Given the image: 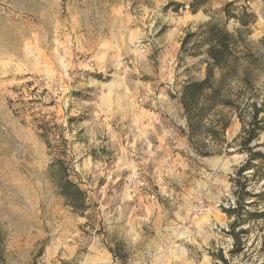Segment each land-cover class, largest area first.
I'll return each instance as SVG.
<instances>
[{
  "label": "rangeland",
  "instance_id": "1",
  "mask_svg": "<svg viewBox=\"0 0 264 264\" xmlns=\"http://www.w3.org/2000/svg\"><path fill=\"white\" fill-rule=\"evenodd\" d=\"M190 1L0 0V264H264V218L237 227L248 232L243 248L232 252L233 219L224 211L235 206L234 178L248 157L234 141L243 127L238 113L231 114L220 153L198 154L188 137L182 146L187 135L175 129L144 171L114 169L109 155L102 180L79 184L68 134L84 120L100 80L144 67L163 86L173 77L164 67L181 62L187 72L172 84L182 76L202 79V58L181 50L186 33L210 15L228 31L240 26L221 11L233 0H210L195 13ZM234 1L231 13H250L248 41L258 56L254 92L264 106V0ZM249 118L246 113L245 123ZM251 146L264 154V130ZM60 160L87 191L84 211L59 194ZM256 162L243 177L264 171ZM136 171L145 188L132 181ZM248 190H264V179ZM251 201L264 211V198L251 195Z\"/></svg>",
  "mask_w": 264,
  "mask_h": 264
},
{
  "label": "trees",
  "instance_id": "2",
  "mask_svg": "<svg viewBox=\"0 0 264 264\" xmlns=\"http://www.w3.org/2000/svg\"><path fill=\"white\" fill-rule=\"evenodd\" d=\"M209 1L191 0L189 6L195 13ZM234 2L233 0L226 3L221 10L227 20L235 18L239 22L240 26L234 32L228 31L210 15L209 21L200 24L195 31L187 32L182 39V52L194 57L204 55L206 70L202 79H188L179 95L187 118L188 129L185 135L198 154L210 156L222 152L225 132L231 125L233 112L238 113V117L243 122L242 130L234 141H239L240 150L245 151L248 157L238 169L237 177L234 178L235 206L224 208L227 215L233 219L230 224V234L234 238L232 252L243 248L245 244L243 234L248 232V229L237 231V227L264 218V211L251 208L255 206V201L248 202V197L251 195L264 198V190L258 193L248 190L253 180L260 182L264 179V171L258 169L251 176L245 174L243 177L246 170L258 166L256 161L260 160L264 164V154L255 151L251 146L260 131L264 130V117H260L264 106H258L257 95L254 92L258 76L256 73L258 56L248 41L251 31L248 29L250 21L246 17L250 13L246 10L241 14L231 13L230 7ZM246 113L250 116L247 123H245ZM208 138L214 141V145L207 141ZM56 170L59 194L73 208L86 210L87 191L70 178L64 161L58 162ZM222 258L226 263L228 262L226 257L222 256Z\"/></svg>",
  "mask_w": 264,
  "mask_h": 264
},
{
  "label": "crops",
  "instance_id": "3",
  "mask_svg": "<svg viewBox=\"0 0 264 264\" xmlns=\"http://www.w3.org/2000/svg\"><path fill=\"white\" fill-rule=\"evenodd\" d=\"M204 57H199L203 63ZM183 63L164 67L167 75L173 77L163 86L149 80L153 77L149 75L150 69L142 67L139 71L134 67L128 68L133 70V76L126 69L125 76L111 75L110 80H100V87L98 84L90 90L88 110L82 111L86 116L78 122L75 131L68 134L70 144L74 141L72 154L79 159L76 170L78 180L82 181L80 185L87 186V182L83 183L86 177H92L90 181H94V185L102 180L109 161L114 169L143 170L159 151L167 148V139L176 133L175 129L187 132V118L179 95L189 77H179L180 83L172 84L174 75L187 70L188 65ZM145 76L148 78L143 79ZM186 137L181 135L182 146H188ZM155 141L158 143L154 144ZM109 155L112 158L108 161Z\"/></svg>",
  "mask_w": 264,
  "mask_h": 264
},
{
  "label": "built area",
  "instance_id": "4",
  "mask_svg": "<svg viewBox=\"0 0 264 264\" xmlns=\"http://www.w3.org/2000/svg\"><path fill=\"white\" fill-rule=\"evenodd\" d=\"M132 181L140 188H145L147 186V181L137 171L132 174ZM150 197L155 198V194L152 193Z\"/></svg>",
  "mask_w": 264,
  "mask_h": 264
}]
</instances>
